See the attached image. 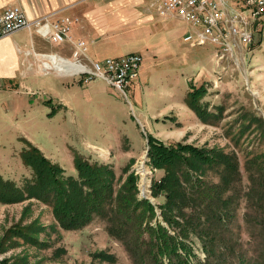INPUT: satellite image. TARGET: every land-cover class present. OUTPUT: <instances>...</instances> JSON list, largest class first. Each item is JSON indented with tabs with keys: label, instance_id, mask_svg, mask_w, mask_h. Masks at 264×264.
Here are the masks:
<instances>
[{
	"label": "rangeland",
	"instance_id": "rangeland-1",
	"mask_svg": "<svg viewBox=\"0 0 264 264\" xmlns=\"http://www.w3.org/2000/svg\"><path fill=\"white\" fill-rule=\"evenodd\" d=\"M178 27L175 25V29ZM253 28L254 40L236 46L232 55L219 58L213 47L202 45L183 52L187 57L183 55L179 62L173 60L179 70L167 75L176 78V84L166 90L173 91V95L163 96L166 91L160 88L150 91L155 102L169 103L171 109L154 119L144 120L141 114L150 97L148 91L136 85L138 80L145 81L141 72L130 86H136L134 93L128 89L127 99L109 87L106 89L102 80L86 84L80 81L82 76H73L74 85L69 87L68 95L62 88L53 93L58 98L66 96L73 112L59 106L51 94L44 96L39 91L40 107L34 105L21 126L17 127L18 121L1 125L0 174L19 186L33 178V169L20 157V151L27 147L24 138L30 136L41 146L42 149L37 147L43 155L62 168L64 176H78V159L109 166L115 172V190L132 173L137 196L149 201L158 222L168 226L160 208L164 197L152 193V183L165 173L160 162L158 165L150 160L148 153L153 143L190 144L205 153L223 156L219 163L236 158L241 178L226 193L233 197L232 214L222 221L221 227L213 223L217 233L210 255L206 256L204 248L196 252L201 260H206L200 264H264V172L259 170L264 160V19L253 23ZM174 40L184 51L189 47L180 37ZM118 49L111 47L106 55L113 56ZM41 67L48 69L46 60ZM160 72L157 69L151 76ZM152 82L151 79L150 86ZM18 131L27 136H20ZM17 137L21 144L15 149L19 150L18 164L7 162L1 152L4 148L10 150ZM213 161L211 158L204 162L202 172L185 163L178 167L189 169L190 177L216 183L223 165ZM151 221L156 220L152 217ZM20 232L33 238L25 240ZM0 246V263L133 264L123 243L108 234L104 219L94 216L83 227L65 229L57 222L52 205L36 197L0 202Z\"/></svg>",
	"mask_w": 264,
	"mask_h": 264
},
{
	"label": "trees",
	"instance_id": "trees-1",
	"mask_svg": "<svg viewBox=\"0 0 264 264\" xmlns=\"http://www.w3.org/2000/svg\"><path fill=\"white\" fill-rule=\"evenodd\" d=\"M24 141L27 147L20 151V157L33 169V178L19 186L0 174V202L40 198L52 205L57 222L65 229H78L99 216L106 221L108 234L123 243L133 264L206 263L196 249L204 248L206 256L210 255L217 233L213 223L221 227L222 221L232 214L233 197L226 193L241 178L236 158L219 163L223 156L205 153L190 144L153 143L148 153L150 160L158 165L160 162V168L165 169L164 175L152 183L153 195L164 197L160 206L163 221L168 225L164 226L156 219L154 206L137 196L136 177L132 173L115 190V172L109 166L78 159V176H64L59 165L50 162L27 139ZM211 158L223 165L216 183L199 176L190 177L189 169L186 172L178 167L185 163L202 172L204 162ZM259 167L264 172V160ZM20 233L25 240L33 238L27 232Z\"/></svg>",
	"mask_w": 264,
	"mask_h": 264
},
{
	"label": "crops",
	"instance_id": "crops-1",
	"mask_svg": "<svg viewBox=\"0 0 264 264\" xmlns=\"http://www.w3.org/2000/svg\"><path fill=\"white\" fill-rule=\"evenodd\" d=\"M152 2L153 0H0V13L8 7L17 6L29 20L43 15L79 18V23L73 26L72 35L74 39L86 40V58L89 61L107 57L106 52L111 47L119 48L113 56L128 51L139 52L143 57L140 74L145 75V81L138 80L136 85L149 93V100L145 102L144 113L141 114H144V120H150L171 109L169 103L155 102L151 89L160 88L165 92L176 84V78L172 79L167 75L179 70L175 67L177 62L173 60L177 59L179 62L183 55V58L187 57L183 52L195 47H190L185 42L189 47L185 51L180 47L179 42L174 39L180 37L183 42V35L189 31V26L175 17H159ZM175 25L179 27L175 29ZM124 45L126 49L122 47ZM72 50L71 42L54 43L40 36L33 28H22L0 37V128L7 121H18L17 127L21 126V121L27 120L26 113L34 105L40 107V98L37 97L39 91L44 96L51 94L59 106L73 112V106L66 96L58 98L53 94L62 88L66 90L64 94L68 95L69 87L74 85L72 76L66 72L61 73L56 67L57 63L61 65L62 61L72 59ZM102 51L104 54H100ZM208 51L210 56L212 50ZM45 56L48 59L52 56L56 61L50 59L53 61L50 62ZM44 60L46 64H51L50 68H41ZM63 68L64 66L59 67L61 71L65 70ZM156 68L161 72L152 77L151 73H156ZM151 79L153 82L150 86ZM135 87L130 88L133 93ZM105 88L108 89L106 84ZM172 93L174 92L166 91L163 96L168 97ZM18 133L20 136H27L26 133ZM26 138L41 148L30 136ZM19 142L17 137L10 150H1L7 162H21L19 150L15 151L21 147Z\"/></svg>",
	"mask_w": 264,
	"mask_h": 264
},
{
	"label": "built area",
	"instance_id": "built-area-1",
	"mask_svg": "<svg viewBox=\"0 0 264 264\" xmlns=\"http://www.w3.org/2000/svg\"><path fill=\"white\" fill-rule=\"evenodd\" d=\"M152 5L159 17H175L189 26L183 42L192 47L210 45L219 58L232 55L239 44H250L255 34L253 23L264 19V0H153ZM79 21L68 15H43L29 20L19 7L11 6L0 13V37L22 28H33L54 43L71 42L72 59L59 65L66 70L70 67L78 70L67 74L82 76L80 81L86 84L102 80L127 99L128 89L139 76L142 55L128 52L87 60L86 40L74 39L72 35L73 26Z\"/></svg>",
	"mask_w": 264,
	"mask_h": 264
},
{
	"label": "bare ground",
	"instance_id": "bare-ground-1",
	"mask_svg": "<svg viewBox=\"0 0 264 264\" xmlns=\"http://www.w3.org/2000/svg\"><path fill=\"white\" fill-rule=\"evenodd\" d=\"M45 57H46V56H45ZM46 58H48V57H46ZM49 58H50V59H53L54 62L56 61V58H54V57H52V56H50ZM50 59H49V61H50V62H53V61H51ZM46 65L48 66V68L51 67V64H50V63H47ZM58 66H60V65L58 64L56 67H58ZM41 68H42V67H41ZM57 70H59V71L61 72V70L59 69V67H58ZM77 70H78V69H77L76 67H70L69 69H67V70L65 69V70H62V71L65 73V72H74V71H77ZM61 73H62V72H61Z\"/></svg>",
	"mask_w": 264,
	"mask_h": 264
}]
</instances>
